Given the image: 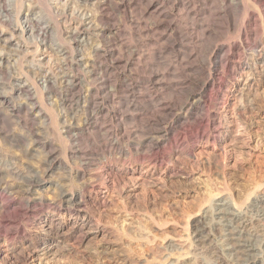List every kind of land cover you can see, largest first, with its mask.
Returning a JSON list of instances; mask_svg holds the SVG:
<instances>
[{"label": "bare ground", "instance_id": "1", "mask_svg": "<svg viewBox=\"0 0 264 264\" xmlns=\"http://www.w3.org/2000/svg\"><path fill=\"white\" fill-rule=\"evenodd\" d=\"M38 1L42 2L40 10H35L38 6H32V2L0 0V122L9 125L8 128L11 124L18 128L10 133L7 131L3 139L15 147L21 143L36 145L43 153L39 169H20L15 162L0 159V237L9 242L24 239L28 252H22V258L31 256L41 246L46 248L54 244L57 237L66 243H79L85 234L79 220L84 219L86 224L98 221L92 211L94 208L102 210L107 202L97 197L96 187L84 179L88 168L98 160L107 165L109 174L116 170L110 163L114 160L110 159L113 157L110 154H116L124 161L121 170L125 174L133 173L136 165L147 166L156 173L167 163L175 162L165 173L159 174L185 176L198 165L192 159L197 144L210 141L217 151L220 150L229 136V126L221 122V117L229 112L226 109L218 113L217 109L230 106L229 94L233 87L229 80L236 81L243 70L253 64L264 63V41L259 39L264 34V0H55L54 4ZM86 5H89V10L85 12L81 6ZM116 14H121L126 25L115 23L113 15ZM144 17H151L153 27L149 25L150 28L147 23L145 25L149 28L141 26L146 22L142 21ZM134 25L138 32L135 38L138 35L144 37L135 42V34L131 33ZM154 30L161 31L155 38L156 42L147 36ZM125 33L128 38L123 40L120 37ZM230 33H234L236 39L218 40ZM82 35H91L96 40V44L86 52V59L79 57V38ZM158 41L171 44L169 49L175 55L177 64L172 63L168 71L181 77L177 80L174 77L175 82H165L163 71H151L153 68L148 61L156 59L158 51H151L152 46L149 53L140 50L141 46ZM206 41H209L208 47L199 60L198 55ZM30 43L33 45L30 51L47 49L59 57H56V71L38 69L34 79L25 74V80L20 81L18 72L14 74L12 69L21 67V56L28 52ZM247 51L252 52V65L248 62ZM13 52L17 56L15 67L10 63L13 60L10 53ZM197 58L199 64L193 65ZM183 73L187 76L180 75ZM141 84L145 85L144 91L140 92L141 89L137 93ZM186 87L188 90L182 100L163 96L166 88L173 92L175 88L186 90ZM44 97L54 98L53 109L44 102ZM122 98L124 110L117 107ZM244 109L238 107L232 112L242 117ZM47 110L52 111L48 114ZM134 120H139L140 124L132 129L128 122ZM48 130L68 141V157L76 162L74 165H67L68 161L63 163L57 157L53 142L50 138L46 140ZM217 131H224L222 140L216 135ZM99 134L104 138L100 144L94 139ZM85 142L97 148L89 150L91 148L83 147ZM105 153L111 157L108 158ZM212 155L215 158L209 164L218 170L216 176L221 178L222 183V186L216 187V194L227 191L228 196L216 199L205 211L202 210L205 215L191 220L189 232L186 231L190 246L198 249L208 245L207 250L215 255L216 251L226 250L229 252L226 257L229 264H264V241L253 238L254 231L239 230L235 224H228L225 230L229 237L220 245L209 240L207 232L213 224L221 225V221L227 220L228 216H233L235 223L239 219L245 222L249 219V224L253 226L256 224L252 219L264 223V194L258 197V201L256 197L249 199L250 193L264 183V155L261 161H257L259 165L241 167L240 171L248 183L239 185L236 193L225 184V165L221 161L215 163L216 152ZM177 162L185 168L179 167ZM58 167L62 169V180L59 183L55 181L49 188L55 190V195L52 193L50 197L43 180L50 178ZM72 178L78 182L75 183ZM106 185L103 184L102 188L105 189ZM32 190L40 191L34 195ZM204 197H196L193 205L189 202L187 208L182 209V217L187 218L195 210L199 211L205 202ZM243 203L249 210L246 215L239 216L230 211L234 206L240 208ZM50 212L59 217L55 219ZM43 218L48 221V235H31L29 228L42 223ZM65 228L67 233L62 234ZM55 246L62 248L59 244ZM174 249L167 248L164 264H181L178 260L181 258L173 255ZM103 253L101 255L105 256ZM184 253L187 255L190 251ZM5 259L2 260L4 263ZM215 260L217 264L225 263ZM144 261L142 263H146Z\"/></svg>", "mask_w": 264, "mask_h": 264}, {"label": "rangeland", "instance_id": "2", "mask_svg": "<svg viewBox=\"0 0 264 264\" xmlns=\"http://www.w3.org/2000/svg\"><path fill=\"white\" fill-rule=\"evenodd\" d=\"M44 1L54 4L53 2L55 0H44ZM24 2L26 3L32 2L31 3L32 6L33 5L38 6L35 8V10L37 9L40 10L41 8H43L42 2H39L38 0H33V1L24 0ZM25 5L24 7L26 8L27 5L26 6ZM81 7H82L81 9H84L85 12L89 10V5H86L85 7L84 6ZM42 12H45V10H43ZM116 15H113V17L115 16V18H113L116 21L115 23L121 26L126 25L124 23L125 20L122 19L121 14H118L117 16ZM144 18L142 19V21H146V22L141 24V26L147 23L146 25L148 26L152 25L151 27H153L154 21L151 19V17H146L145 19ZM50 19L51 18H49V20ZM214 20L217 22L216 19ZM134 29L136 30L134 31ZM159 31L160 30H158L157 32L156 30L157 32L156 33L154 30L151 33H148L147 36L150 38L152 37L151 39L155 41V38H158L159 33L161 32ZM131 33L133 35L135 34L134 38L137 37L138 32L136 25H134L133 31L131 30ZM127 35L125 33L120 38L125 40L128 38ZM131 36L129 35V37ZM25 37L28 38L27 36ZM140 37L141 36L138 35V38L135 39L133 38L134 42L137 39H141L143 36L141 38ZM79 39L81 40V42L79 43L80 45L79 47L81 50L79 57H83L82 59H86L87 58L86 52H88L91 45L96 44V40L91 35H86V36L82 35V37H80ZM86 39H88L90 43ZM93 39L95 40V43ZM234 39H236V35L234 33H230L228 37L225 36V38H220L218 40L231 41ZM259 39L261 42L264 41V34H261ZM27 41L29 42V39H27ZM209 41H206V43ZM81 43L84 45L86 43L87 44L83 46ZM162 43L163 41L162 42L158 41L157 43L154 44L151 43V45L150 44L145 45L146 47L141 46L140 50L141 51L143 50L142 51L143 53H149L154 50L158 51L156 57L158 62L156 59L152 61L150 60L148 61L153 68L151 69V71L155 73L158 70H159L158 73H161L163 71L162 72V74L164 75L163 79L166 77L164 79L165 82L168 81V83H172L175 82L177 78L180 79L181 77L178 74L177 76H175L176 74L173 73L172 71L171 72L168 71V67L170 68L172 63L173 64L175 63L176 65L177 62H176V58L174 57L175 55L169 49V46L171 44L168 43L169 44L168 45ZM208 44L209 43L206 44L207 46L205 45L206 47L204 45L201 47L203 51L200 52V55L201 54L203 55L204 51H206ZM28 46H29L28 52L21 56L23 57L21 67L17 66V68L12 69V72L14 74L18 72L19 74L18 77L20 81L25 80L24 79L25 74H27L30 79H34L35 70L37 71L38 69H45V70L51 69L53 72L56 71L55 63H58L57 62L58 61L57 58L59 59L58 56H56L55 54L54 56L52 52H50L47 49L45 50L40 49L35 52L30 51L33 48V45L30 43L28 44ZM155 46H159L160 51H159V47H157L158 49L157 50ZM149 49H151V51H149ZM200 55H198L199 60L200 58H202V55L201 56ZM10 56H11L10 59L13 58V60H11L12 62L10 63L11 64L13 63L12 66L15 67L14 60L17 56L14 52L13 54L10 53ZM198 58L195 60L196 63L194 61H193L194 63L192 62L193 65L199 64ZM252 58H253L252 52L247 51V59L249 64L251 65L254 63V60ZM40 64H42L43 66ZM30 68L32 71L30 70V72H28ZM32 72L33 74H31ZM164 73L167 75H165ZM180 75L187 76V73H185V75L184 73L183 75L182 74ZM174 77L176 78V80ZM263 80H264V63L253 64L251 68L243 70L242 75L236 81L229 80L231 86L233 87V91L230 92L229 94V102L231 107L223 106L217 109L218 113H223L225 112L226 109L229 112L226 116L221 117V122L224 125L229 126V136L223 142L221 149L218 151L217 148L214 145H212L210 141H202L201 143L197 144L193 150L192 159L196 160L198 165L197 167L192 169V171H190L188 175L184 176L181 174H176V175L169 174L170 175L169 176V175L159 174L160 172L165 173L168 167H171L174 164H176L175 162L167 163L166 166H162L159 169V172L156 173L147 166L136 165L135 167L136 169L133 173L125 174L121 170V167H123L125 164L124 161L119 157H117L116 154L114 155L110 154L111 156H113L111 157L109 155L111 157L110 158L107 155V153H105L104 154L105 156H108V158L110 159H114V160H110V159L109 160L110 163L114 166V168H116V170L113 169L112 171H110L109 174V170L106 167L107 165L103 164L102 160L100 161L98 160L97 162H95L93 166L88 168L84 179H86L88 183L96 187L97 197L106 200L107 204L102 210L94 208L95 209L94 211L93 209L92 213L94 212L93 213L94 219H96L97 217L98 221L94 222L93 220L90 224H86L84 219L79 220V223L83 224V230L85 232L81 241L79 243L71 244V242L66 243L64 242V239H62L61 237L60 238L57 237L56 240L54 241V244L51 243L46 248H44V246H41L37 251L31 254V256H27L26 258L24 257L25 258L24 259L22 258L21 255L22 252L24 251L28 252L25 249L26 242L24 239H18L17 241L9 242V241H5L3 237H0V264L4 263L2 260H4L5 258L6 261L4 264H9V261L10 264L11 263L13 264L16 263L17 264L19 263L21 264H138V263L164 264L163 257H166V253L168 251L167 248L171 249L172 247L176 248L174 249L173 255L181 258L178 259L181 260V264L182 263L217 264V261L215 259L225 262L224 264H229L228 260L226 259V257H228L229 255V252L226 250L222 252L216 251L217 254L215 255V253L211 254V251L207 250L208 245H205L204 247H200L198 249H192V247L190 246V242L188 241L189 237L187 238V233L189 232V227H190L189 224L193 218H196L202 214L205 215L203 211H205L206 210L205 208H207L213 201L228 196L227 191H222L216 194V187L218 188V186L219 187L222 186V183H221V178L216 176L218 170L215 169V166L209 164V161L210 160L213 161L215 158L213 157L212 154H214L215 152L218 154L215 161L216 164L217 161H221V163L225 165L224 175L225 177L227 176L225 184L228 185V187H230V189H232L233 190L232 192L234 193L238 192L239 185L248 183L246 177L240 171L241 167L245 168L251 165L252 166L259 165L257 161H261V156L264 155V92H263L264 85H262ZM142 85L143 84H141L142 88L139 87L136 90L137 93L141 89L142 90L140 92L144 91L143 87L145 85L144 86ZM187 88L188 87H186V90L185 88H181V89L175 88L176 90L173 89V92L172 89L166 88L165 90H163V94H164L163 96L166 97L167 99L175 98L176 100H182L186 95V91L188 90ZM120 96H122V94ZM53 99H54L53 97L52 98L44 97V102L50 104L51 106L50 109L54 108L52 104ZM120 100H121L119 101L120 105L117 104V107L120 109L123 108L122 110H124L125 109L124 99L122 98ZM139 100L142 101L143 99H139ZM232 105L234 107H232ZM238 107L246 108L244 109V114L242 117H239L237 114L232 112L234 108L236 109ZM50 111L47 110L48 114H50ZM128 124L132 129L133 128L135 129L139 127L140 121L134 120L133 122L132 121L128 122ZM7 126L5 123H2V121L0 122V146L3 145L0 147V152H2L0 154L1 157L0 159L9 160V161L11 160L15 162L17 167L19 168L21 167L22 169H26L29 167H34L39 169V167L42 165V159H43L42 157L43 153L40 150V148L39 147L37 148L36 145L33 146L32 144H28V143L27 144L21 143L18 144L16 147L11 145L8 142V140L7 139L5 140V138L3 139V137L7 131H9L8 133H10L13 131H17L18 128L16 127V125H14L15 126L14 127L13 124H11L9 128ZM48 133L45 136L46 140H49L50 138V142L51 143L53 142V146L56 149L57 157L60 160L62 159L61 161L63 163L64 162L66 163L68 161L66 163L67 165L68 163L69 164L76 163L74 160H71L68 157V150H69L68 141L65 140V138L58 137L59 135L55 134L56 132H52L48 130ZM223 133L224 131L216 132V135L219 136V140L223 139ZM97 137L94 139H96L97 143L99 142L98 144H100L101 143L100 141L104 140L103 135L99 134V136ZM83 144L84 143H82V145ZM87 144L89 145L90 142H87ZM87 144L85 142L83 147H86L87 149L91 148L89 150H93V149L95 150L97 148L96 145L90 144L88 146ZM92 146L94 148H92ZM39 155H41V157ZM179 163L177 162V164ZM179 165H180L179 167L185 168L184 167L185 165H182V163H180ZM54 170L55 171L52 175L53 177L52 176L50 177L51 180L49 177H47L48 179L45 178L43 180L44 186L46 187L47 191H49V193L47 192L48 196L50 195V197L53 196L55 190L54 191L53 189L49 190V188L52 187V184L55 181L59 183L62 180V179L60 180V178H62L61 176L63 175V173L61 172L62 171L61 168L58 167L55 168ZM113 171H115V173ZM72 181H75V183L78 182V180L76 179L74 180V178H72ZM103 184H107L105 189L102 188ZM32 191L34 195H38L40 190L39 191L32 190ZM205 194H207V196ZM263 194H264V183L257 188V191L250 193L249 199L251 200L254 197H256L258 201V197L262 196ZM204 196L206 197V199L201 209L199 211L195 210L189 217L187 218L185 217L186 218L185 220V218L182 217L183 216L182 212L185 208H187V204L190 202L193 205L195 203L196 197H204ZM230 211L238 215L240 214L239 216L241 215L243 216L246 215V213L249 210L246 209V204L243 203L240 206V208L237 209V206H234V208L232 207ZM10 213L12 214L11 210ZM50 214L53 215L55 219L59 217L57 214L53 212H50ZM232 217L228 216L227 220L221 221V225L213 224L212 229L211 230L208 229L207 232H209L208 234L209 240H211L215 245L217 244L220 245L224 239H227L229 237V233L225 230L226 225L228 224L229 225L235 224L239 230L241 229L243 231L246 230L249 232L254 231L255 236L253 238L259 239L260 241H264L263 222H255L256 220L252 219V222L256 224L255 226H253L249 224L250 221L248 219L249 216L248 217L245 216V218H247L248 221L245 222L242 219H239L237 220L236 223H235L236 219ZM42 220H43L42 223L37 224L35 227L29 228V232L31 233V235H36L41 237H46L48 235L49 225H47L48 223L47 218H43ZM67 231H68L67 228L63 229L62 234H66ZM56 244H59L60 246L62 245V248L60 249L56 248L55 246ZM168 245L170 246L168 247ZM187 250H189L190 253L185 255L184 251ZM179 252H180V256H179ZM19 253L21 256L19 255ZM101 253L105 254V256L101 255ZM13 254L14 256H12ZM5 255L6 257L4 258ZM144 257L147 259V261H144L145 259ZM20 258L23 260V262H21L22 260ZM143 261L146 263H142ZM160 261L162 262L160 263Z\"/></svg>", "mask_w": 264, "mask_h": 264}]
</instances>
